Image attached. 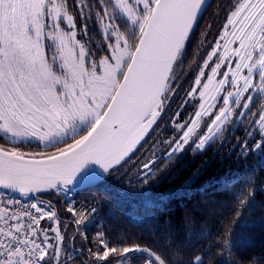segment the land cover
<instances>
[{
  "label": "snow or ice",
  "instance_id": "snow-or-ice-1",
  "mask_svg": "<svg viewBox=\"0 0 264 264\" xmlns=\"http://www.w3.org/2000/svg\"><path fill=\"white\" fill-rule=\"evenodd\" d=\"M203 3L204 0H117L116 6L133 26L129 29L132 36H118L115 44L109 41L111 55L99 62L92 59L89 65L91 53L75 38L76 25L66 4L58 0H0V131L40 143L64 137L59 143L49 144L54 153L22 154L0 149V190L19 193L21 197L50 190L67 193L75 183H91L85 171L90 162L99 165L105 176L121 165L156 122L161 108L158 100L167 90L172 64L180 56ZM104 15H108L107 11ZM61 16L72 31L61 28ZM229 35L233 39L228 40ZM220 39L225 41L223 53L227 56L218 55L212 76L232 57L235 66L223 72L224 79L218 81L221 88L216 91H226L223 103L229 107L220 110L209 133L222 130L233 114L230 103L241 106L243 93H264V0H237ZM56 40L60 51L49 55L47 41ZM229 43L238 47L229 50ZM213 55H217L216 50L209 60ZM256 76L259 83L255 82ZM203 87L207 89L208 84ZM242 107L247 109L248 103ZM195 115L197 121L191 126L177 124L181 134L163 142L169 149V159L190 144L194 151L204 149L211 138L196 131L204 113ZM84 122L89 124L87 130L75 133L73 125ZM259 124L261 141L255 145L258 150L264 148V115L259 116ZM154 162L153 153L151 163ZM143 167L149 169L150 162L145 161ZM244 203L242 198L240 204ZM19 204V199L0 201V264H69L75 259L63 251L58 228L37 230L41 219H56L52 206L41 208L33 203V214L16 212ZM68 211L80 217L76 220L79 228L85 219L83 213L74 206H69ZM50 231L56 233L59 243L52 242ZM99 240L100 247L92 253L95 260L89 264H127L138 254L147 257L146 264H166L139 244L113 246L103 234ZM187 264H204V258L195 255Z\"/></svg>",
  "mask_w": 264,
  "mask_h": 264
},
{
  "label": "trees",
  "instance_id": "trees-1",
  "mask_svg": "<svg viewBox=\"0 0 264 264\" xmlns=\"http://www.w3.org/2000/svg\"><path fill=\"white\" fill-rule=\"evenodd\" d=\"M62 1L84 47L95 58L108 54L114 36H132L133 26L116 15L112 0ZM232 2L209 0L202 9L171 71L168 82L172 76L176 80L168 94L163 93L162 113L137 149L110 174L75 192L74 208L85 217L79 228L80 217L68 211L63 193L39 195L38 205L52 206L56 214V219L45 217L41 228H58L63 251L75 257L69 264L94 262L100 234L113 246L139 244L151 249L166 264H187L195 255H201L204 264H264V148L255 147L261 135L253 123L263 114L264 100L257 97L236 127L224 129L201 151L188 148L169 159L166 135L158 138L155 133L181 108L192 67L214 42ZM107 18L111 32L104 36L102 21ZM0 149L55 152L36 143H8L1 136ZM153 153L157 162L143 169ZM49 237L59 243L55 232ZM146 259L138 254L127 264H146Z\"/></svg>",
  "mask_w": 264,
  "mask_h": 264
},
{
  "label": "rangeland",
  "instance_id": "rangeland-1",
  "mask_svg": "<svg viewBox=\"0 0 264 264\" xmlns=\"http://www.w3.org/2000/svg\"><path fill=\"white\" fill-rule=\"evenodd\" d=\"M58 2L64 4L62 0H58ZM126 2L131 3L132 0H126ZM236 3H237V0H233L231 9L226 13L225 18H224L218 32L215 35L214 42L210 46L207 47V51L203 54V57L200 58L198 60V62H196L194 64V66L192 67V74H190L186 80V97H184V102L182 103L181 108L179 109L178 112H176L174 114V117L168 123H163V124L160 123L158 125V127L156 128L155 133H156L158 138L166 135V139L164 140V141H166V140L172 139L173 137L180 135L181 133H179L177 131L176 125L187 123L188 126H191V123L193 121H197V117L195 115L196 112H203L204 115L199 119L198 127H197L196 131L198 133H203L204 135H209L211 137L206 144V146H207L221 132H223L224 129L228 130V129H233L234 127H236L245 118V116L247 115L253 101L257 97H261L264 100V93H261L258 90L257 91L249 90L248 92L243 93V95L240 97L241 106L237 107L234 103H230V107L232 109L233 114L229 117V120L221 126L222 130L219 132H216V133H209L208 132V128L213 127L211 122L215 120V117L217 115H219L220 110L223 109L224 107H229V106L224 105V103H223V97H224V95H226V91L221 90L220 92H217L216 89L221 88V85L218 83V81L221 79H224V76L222 75V73L225 71H229V68H232L234 70L235 58L232 57L228 64L222 63L221 69L218 71V73L215 76H212L211 69H212V67L215 66V63L218 62V55L223 53L225 41L221 40L220 38L224 35L225 25L227 24L228 16L234 10ZM112 4H113V8L116 11V15L123 18L128 23H130V21H128V19H127V16L124 15V13L121 11V9L116 6L117 0H112ZM68 15L72 17V15H70L69 13H68ZM72 21L76 25L73 17H72ZM60 24H61V28L64 31H72L71 29L68 28L67 21L65 20V18L63 16L60 17ZM109 25H111V24H110L108 18L106 20L102 21V31H103L104 36H106L108 33L111 32L110 31L111 27H109ZM228 31L229 32L231 31V26H229ZM75 38L81 44L84 45V43L81 40V37H80V34H79L77 27H76V37ZM117 39H118V36H114L113 44H115ZM227 39L231 40L233 38L231 37V35H229L227 37ZM218 41H219V49H217V42ZM47 44H48L49 55H51L52 53H59V51H60L59 40L47 41ZM227 47L229 50H231L233 47H238V44L229 43L227 45ZM214 50L217 51V55H213L211 60H209V55ZM223 54L225 56H227V53H223ZM108 55H111L110 49H108L107 55H104L100 58H95L93 55H90L88 58V63L90 65L92 59H95L97 62H99L100 59H103L105 56H108ZM209 76H212L211 81H209ZM230 78H231V73L229 75V79ZM254 79H255L256 83H259L258 76L254 77ZM175 80H176V77L172 76L170 81L167 83V85H166L167 90L165 91L166 92L165 96L173 88V86H174L173 84L175 83ZM197 80L200 81L199 84L196 83ZM204 84H208L207 89H205L203 87ZM223 87L225 89H227L228 91L235 92V89L230 87L229 85H224ZM201 93H203V96L201 95ZM249 96H251L250 100L248 99ZM212 97H216V99L213 100ZM235 99H236V97L233 96L232 101H235ZM164 100H166V98H164ZM244 103H248L247 109H244L242 107V105ZM213 104L215 105V107L214 108L210 107ZM205 109H208V111L205 112L204 111ZM241 113H245V115L242 116ZM262 115H264V105H263V114ZM177 116H182V118L179 122H175L177 120ZM88 126H89L88 122L77 123V124L73 125V131L75 133L80 134V133L86 131ZM169 126H170V128H169ZM255 126H256V129L258 130L260 127L259 119L256 121ZM168 128L170 129V131L168 133L164 134V132H162V129L166 130ZM184 130L186 131L187 129L185 128ZM0 136L3 139H5L6 141H8V143H12V144L36 143V144H39V145L44 146V147H50L49 144L59 143L62 139H64V137H51V138H49V140L44 141L43 143H40L39 140L34 139V138L14 137V136H11V135L4 133L2 131H0ZM156 148L158 149L159 146H157ZM188 148L194 149V145L190 144V145L186 146L182 152H184ZM167 150L169 151L168 148H167ZM201 150H203V149H197V151H201ZM178 153H180V152H178ZM178 153H176V154H178ZM46 229H52V226L51 227L47 226Z\"/></svg>",
  "mask_w": 264,
  "mask_h": 264
},
{
  "label": "water",
  "instance_id": "water-1",
  "mask_svg": "<svg viewBox=\"0 0 264 264\" xmlns=\"http://www.w3.org/2000/svg\"><path fill=\"white\" fill-rule=\"evenodd\" d=\"M208 1H209V0H204V3H203V5H202V7H201V10H200L198 16L200 15L202 9L204 8V6L206 5V3H207ZM185 42H186V41H185ZM175 62H176V61H174L173 64H172L171 70H170V72H169V77H170V74H171V71H172V69H173V66H174ZM168 79H169V78H168ZM167 82H168V81H167ZM166 85H167V83H166ZM162 96H163V93H162ZM158 103L161 104V108H160V114H159V115L157 116V118H156V122H157V119H158V117L161 115L162 110H163V106H162V98H161V100H158ZM156 122H155V123L152 125V127L147 131V133L144 134L143 139H141L140 142H139L138 144H136V146L132 149L131 152H129V154L125 157V159L137 149V147L140 145V143L144 140V138H145V137L148 135V133L152 130V128L154 127V125L156 124ZM157 160H158V158L155 159V162H154V163H156ZM154 163H151V162H150V167H151ZM143 169H145V168L143 167ZM85 171H86V172H89L90 177H91V183H75L74 186H70V187H69V191H70V190H74L75 192L80 191V190H82V189H84V188H87V187L92 186L96 181H99V180H101L102 178L105 177L104 173H103V172L101 171V169H100V166H99V165H96L95 163H92V162H90V163L86 166ZM6 191H9V190H6ZM51 191H54V190H50V191L42 192V193H37L35 196H29V197L38 200V199H39V195H41V194H46V193H49V192H51ZM9 192H11V191H9Z\"/></svg>",
  "mask_w": 264,
  "mask_h": 264
},
{
  "label": "built area",
  "instance_id": "built-area-1",
  "mask_svg": "<svg viewBox=\"0 0 264 264\" xmlns=\"http://www.w3.org/2000/svg\"><path fill=\"white\" fill-rule=\"evenodd\" d=\"M65 196V201L68 206H73L74 205V199H75V193L73 190L68 191L67 193H64ZM8 199H19L20 204L15 207V211L19 213H24V212H32L33 214L35 213V209L31 207L33 203L37 202L31 198V197H21L19 193H12L6 190H0V201L6 202ZM38 205V204H37ZM42 220V219H41ZM41 220L39 221V224L36 225L37 230L39 231L40 229V223ZM41 239L42 236H41Z\"/></svg>",
  "mask_w": 264,
  "mask_h": 264
}]
</instances>
